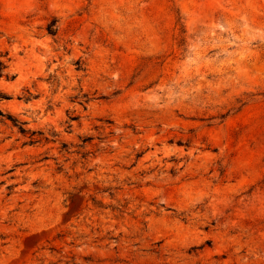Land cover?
<instances>
[{"label":"rangeland","instance_id":"rangeland-1","mask_svg":"<svg viewBox=\"0 0 264 264\" xmlns=\"http://www.w3.org/2000/svg\"><path fill=\"white\" fill-rule=\"evenodd\" d=\"M0 60V264H264V0H0Z\"/></svg>","mask_w":264,"mask_h":264},{"label":"trees","instance_id":"trees-1","mask_svg":"<svg viewBox=\"0 0 264 264\" xmlns=\"http://www.w3.org/2000/svg\"><path fill=\"white\" fill-rule=\"evenodd\" d=\"M4 70H5V64H4L3 61L0 60V76H3ZM4 99H8V97L5 94H2L0 92V101H2ZM0 115H2L4 117H7L9 120H11L14 123L15 126H17V123H19L18 120L14 116H12L10 114H6L5 115V114L0 112ZM19 128H20L22 133H26L27 132V130L25 128H23L22 126H20ZM32 134L34 135L35 132H33Z\"/></svg>","mask_w":264,"mask_h":264}]
</instances>
